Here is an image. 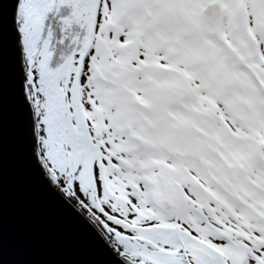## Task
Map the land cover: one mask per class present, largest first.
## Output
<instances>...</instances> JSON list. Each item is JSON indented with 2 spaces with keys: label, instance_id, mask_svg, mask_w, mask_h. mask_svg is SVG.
<instances>
[{
  "label": "trees",
  "instance_id": "1",
  "mask_svg": "<svg viewBox=\"0 0 264 264\" xmlns=\"http://www.w3.org/2000/svg\"><path fill=\"white\" fill-rule=\"evenodd\" d=\"M220 1L224 5V15L218 23H209L215 31L209 32L207 37L212 40L222 57L227 54L242 69L247 70V67H250L253 71H261L260 65H264V56L260 47L261 42L259 43L255 34L254 21L256 14L259 13L260 2L264 0ZM21 2L22 0L19 5ZM112 4L113 0H48V5L41 14L39 36L31 50L23 40L18 9L16 23L21 36L18 47L24 84L28 57L35 59V66L43 63L48 86L51 87L48 92L51 97L54 96L52 91L55 85L54 77H59L60 73L69 66L74 71L78 69L83 75L89 72L85 83L95 87L93 92L103 103L109 99L108 96L113 98L110 103L112 106L109 108L118 111L121 106L118 102L120 97L109 88L113 84V76L110 73L117 66L116 63L121 61L120 59L118 61L116 48L126 24L124 20L131 15L129 12L124 13L120 21L115 22L112 19ZM130 18H133V15ZM145 18H141L139 23H142L146 32L155 36L161 24V17L156 16L149 25L144 24ZM141 63L144 64L143 66H149L152 61L150 59L146 62L144 59ZM219 64L216 65L218 71L223 73L222 63ZM131 65L132 61L128 59L122 74L127 76ZM51 73H54V76ZM126 82L131 84L128 80ZM247 89L246 86L235 84L225 92H216L210 97L202 94L199 89L191 90L189 104L198 115L195 123L204 142L210 148L205 157L206 163L201 169L206 172L217 189L206 185L200 176L192 172V169L179 164L171 156L169 157L179 166L174 173H169L166 168L155 179L140 177L138 173L129 172L130 175L127 174L126 177L129 180L122 183L121 187L116 186L106 174H103L101 187L96 184L90 187L88 181L87 185L82 187L85 196L83 201L90 211L89 221L97 230L99 229L100 235L104 233V236L102 235L104 242L106 244V241L110 242L126 263L159 264L161 261L163 264H249L251 260H256L264 264V249L260 251V248H264L263 236L247 233L243 228L220 219L217 220L221 221V226H214L212 229L202 223L207 220L208 214H218L210 213L211 211L219 210V213H224L223 211L227 210L247 229H251L246 222L240 220V215L226 202L225 194L235 207L247 208L252 216L264 225V203L259 200L264 194V142L257 138L256 133L246 135L240 133L237 121L241 116L232 111L227 101L228 98L234 99L238 107L241 105L239 93L247 95ZM25 94L33 119V139L38 163L53 185H60L64 173L48 170L39 157L38 145L42 143L39 134L40 132L44 134V126L37 124L33 102L27 90ZM125 120V118H116L115 124H125L127 129L125 136L129 141L127 147L137 152L141 149L145 150L146 147L142 145L139 136L132 131L133 125L128 129L129 124ZM104 123L101 121L99 124L103 129L106 128ZM57 125L56 120L51 122V126ZM63 126H67V123ZM66 128L62 133H54L51 136H53V148L55 147L58 152V161L66 168L69 165L74 170L71 172L70 183L67 182L68 186L63 188V193L58 190L69 199L75 196L72 183L85 182L82 172L77 168L75 158H85L88 151L81 149L79 140L81 135ZM101 128H87L94 131L90 142L96 143L90 144L89 153L91 160L97 159L98 165L105 170L109 167L104 160L102 161L105 155L103 149L117 156L115 151L107 147ZM249 129L253 131L252 127ZM43 137L45 138V135ZM46 155L49 157V152ZM141 157H145L141 169L146 171L147 163H151L155 158L149 160V156L141 155ZM49 160L54 162L52 157ZM110 166L117 167L112 160ZM128 167L131 169L130 166ZM134 180H138L136 183L139 184L140 189L139 193L133 192V194L137 196L141 208L152 214L147 217L144 210L138 209L137 203L132 201L131 204L138 212L139 218L131 221L126 217L114 215L109 208L107 210L103 199L116 206L117 192L120 188L128 192L129 184L135 182ZM162 184L173 186L175 190L185 194L187 214L175 209L170 214L174 222L159 220L157 217L160 210L155 205V198L159 194L158 186ZM72 205L75 206L76 203ZM161 215L167 216L162 212ZM191 230L197 235L191 233ZM261 231L264 233V228ZM258 250L260 255L257 254Z\"/></svg>",
  "mask_w": 264,
  "mask_h": 264
},
{
  "label": "rangeland",
  "instance_id": "2",
  "mask_svg": "<svg viewBox=\"0 0 264 264\" xmlns=\"http://www.w3.org/2000/svg\"><path fill=\"white\" fill-rule=\"evenodd\" d=\"M205 1L207 0H113L112 19L115 22L120 21L124 13L129 12L131 16L133 15V18L129 16L124 20L126 24H124L125 27L120 34L119 44L116 48L118 61L119 59L121 61L116 63L117 66L110 73L113 76V84L111 87L107 86L116 93L117 86L124 83L133 92L131 97L118 95L120 97L118 102L121 104L118 111L109 108L112 106L110 103L113 98L108 96L109 99L106 100L108 105H106L93 92L95 87L85 83L89 72L83 75L78 69L74 71L69 66L60 73L59 77H54L53 84L55 82V85L52 87L54 96L51 97L48 93L51 87L48 86L42 59L37 66L34 64L35 59L29 57L26 59L25 90L33 102L37 124L44 126V134L43 132L39 134L40 141L42 137V143L38 145L39 157L48 170L64 173V177L60 179V185H54L61 193H63V188L68 186L67 182L70 183L71 172L74 170L69 165L66 168L58 161V152L55 147L53 148V136L51 135L62 133L67 127L81 135V139H79L81 149L88 151L85 158H75L77 168L82 172L85 182L82 184L81 182L72 183L75 196L67 198L69 202L76 203L75 208L86 219H88V215L90 216V211L83 201L85 196L82 193V187L87 185V181L90 187H93L94 184L101 187L103 174H106L116 186L121 187L122 183L129 180L126 178L129 172L138 173L140 177L155 179L166 168L169 173H174L179 166L163 148L166 146L181 150L196 148L205 159L207 150L210 148L204 142L195 123L198 115L194 113L189 104L192 96L191 90L199 89L202 94L210 97L213 93L225 92L235 84L246 86L248 88L247 95L239 93L241 105L237 107L232 98H228L227 101L232 111L241 116L237 121L240 133L243 135L256 133L257 138L264 142V65H260L261 71H253L250 67H247L246 70L237 66L227 54L223 57L220 55L212 40L207 37L209 32L215 31L210 25L212 23L209 24L199 16ZM47 5L48 0H22L21 5L18 4L22 36L29 50L33 49L36 44L41 14ZM156 16L161 17V24L154 36L146 32L139 21L141 18L147 17L144 24L149 25ZM254 22L256 25L255 34L259 43L261 42L260 47L264 56L263 1L260 2L259 13L256 14ZM129 42L136 43V49H130ZM128 59L132 61V65L129 66L128 75L125 76L122 74V70ZM144 59L146 62L151 59L152 63H149V66H143L141 61ZM218 63H222L223 73H219L216 66ZM51 75L54 76V73ZM225 76L231 79V84L228 87L223 84ZM127 80L131 84H128ZM197 85L199 86L197 87ZM116 118H125L126 123L129 124L128 129L133 125L132 131L139 136L142 145L146 147L145 150L141 149L137 152L134 151L135 149L127 147L129 141L125 136L126 126L121 123L115 124ZM54 120L58 123L57 126H51V122ZM101 121L105 122V129L99 126ZM66 123L67 126L64 127L63 125ZM89 127L101 128L103 136L106 138L107 147L116 153L117 157L103 149L105 155L102 161L104 160V163L109 167L105 170L98 165L97 159L91 160L89 153L91 147L89 148V146L96 143L95 141L90 142L94 131L87 129ZM249 127H252L253 131ZM47 151L52 157L53 163L49 160L51 157L46 155ZM141 155L149 156V160L152 157L155 158L151 163H147L148 165L145 164L147 165L144 166L146 171L141 169L145 160V157H141ZM123 157L125 160H121ZM110 160L114 161L117 167H111ZM184 166L192 169V172L200 176L206 185L217 189L207 177L206 172L201 169L203 166ZM134 181L133 183L129 182L130 186L133 184L128 187L129 193L124 188H120L117 192L116 206L103 199L107 210L110 209L114 215L126 217L131 221H136L139 218L138 212L131 204L132 201L137 203L138 209L144 210L141 208L137 196L133 194V192L139 193L140 189L139 184L136 183L138 180ZM158 187L159 194L155 200L168 198L175 203V209L187 214L184 192L175 190L168 184ZM224 197L231 208L240 215V220L246 222L251 229H247L227 210H224V213H219V210L211 211L210 213H218L217 216L208 214L207 220L202 223L212 229L214 226H221V221L230 222L233 226L243 228L247 233L264 238V233L261 231L264 225L259 223L247 208H237L225 194ZM259 200L264 203V194ZM144 213L147 217L152 214L148 210H144ZM159 213H157L159 220L175 221L173 216H170L172 213L167 216L161 215L160 211ZM191 233L197 235L194 230H191ZM102 235L104 236V233ZM106 242L112 252L122 259L112 244ZM263 249L260 248V251ZM260 251H257L258 255H260ZM159 264L163 263L159 261ZM249 264H260V262L251 260Z\"/></svg>",
  "mask_w": 264,
  "mask_h": 264
},
{
  "label": "water",
  "instance_id": "3",
  "mask_svg": "<svg viewBox=\"0 0 264 264\" xmlns=\"http://www.w3.org/2000/svg\"><path fill=\"white\" fill-rule=\"evenodd\" d=\"M19 2L0 0V264H127L56 189L38 163L18 47ZM223 15L220 0L205 1L199 12L212 24ZM128 46L136 49L134 42ZM223 84L230 86L231 79L225 76ZM116 93L133 94L124 83ZM163 148L182 165H205L196 148ZM155 205L164 214L175 209L168 198L156 199Z\"/></svg>",
  "mask_w": 264,
  "mask_h": 264
}]
</instances>
